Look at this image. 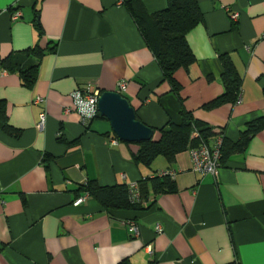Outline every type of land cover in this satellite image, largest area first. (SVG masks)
I'll list each match as a JSON object with an SVG mask.
<instances>
[{
  "label": "crops",
  "instance_id": "obj_1",
  "mask_svg": "<svg viewBox=\"0 0 264 264\" xmlns=\"http://www.w3.org/2000/svg\"><path fill=\"white\" fill-rule=\"evenodd\" d=\"M128 1L0 0V102L14 130L0 118V264H264V130L228 156L216 179L194 171L189 150L138 164L137 143L121 141L108 119L84 124L74 110V92L99 88L122 93L153 129L181 121L179 96L163 81ZM198 3L203 21L187 34L196 61L176 72L179 95L215 138L237 141L264 115V0ZM140 5L152 14L167 0ZM36 47L42 57L28 53ZM225 53L243 79L240 103L207 108L225 90ZM7 57L19 67L6 69ZM34 64L28 86L19 69ZM164 171L175 172V190L151 192L139 208L107 210L81 190L89 180L139 183Z\"/></svg>",
  "mask_w": 264,
  "mask_h": 264
},
{
  "label": "trees",
  "instance_id": "obj_2",
  "mask_svg": "<svg viewBox=\"0 0 264 264\" xmlns=\"http://www.w3.org/2000/svg\"><path fill=\"white\" fill-rule=\"evenodd\" d=\"M140 3L141 0H129L127 2L128 10L156 57L163 74V81L170 84L171 90L179 96L181 103V121L179 123L169 120L163 127L154 129L159 134L158 138L137 143L139 150L134 156L135 161L138 164L150 166L159 156H164L169 161H173L180 152L202 144L210 145L217 139L215 138L217 134L211 127L195 119L193 114L183 107L179 95L182 86L176 78L178 70H188L196 61L195 54L187 40V34L203 21V12L198 0H167V6L164 9L152 14L147 12ZM36 14V25L41 30L38 10ZM28 53L42 57L45 50L36 47L31 48ZM220 60L223 66L222 77L225 90L222 95L206 104L207 108H215L225 103L234 104L239 99L242 91L243 79L237 71L231 56L228 53L221 54ZM2 65L8 70L12 67H19L15 58L12 57L3 59ZM38 68L39 64H34L28 68L19 69L26 85L32 86L35 84ZM102 92L104 91L101 90ZM97 117L106 119L100 113ZM0 118L3 121L4 129L13 132L14 130L7 121L5 104L2 102H0ZM263 130L264 115L249 121L237 141H231L224 135H220L223 136L221 146L222 165L232 152L244 151L250 140ZM113 134L116 136L114 132ZM138 184L144 201L149 198L151 192L155 194L172 192L176 187L173 176L169 174H156L153 177L143 178ZM81 190L93 196L107 210L132 209L139 208L142 205V202H130L128 184L101 186L96 180H89L81 185ZM231 264L241 263L236 260Z\"/></svg>",
  "mask_w": 264,
  "mask_h": 264
},
{
  "label": "built area",
  "instance_id": "obj_3",
  "mask_svg": "<svg viewBox=\"0 0 264 264\" xmlns=\"http://www.w3.org/2000/svg\"><path fill=\"white\" fill-rule=\"evenodd\" d=\"M227 11L230 12L229 8H226ZM20 13L13 14L14 19H18L20 17ZM239 12H230V16L233 20H238ZM119 87L121 91H125L127 84L126 82L122 81L119 83ZM101 95V90L99 88H90L88 90H77L72 94L73 96V108L81 117V120L84 124H89L93 121L99 112V97ZM37 102H44L43 98H37ZM240 103V100L237 102ZM47 112H41L39 116V127L43 126L46 122ZM119 139L115 138L113 143H119ZM223 144V136H218L217 139L210 145L202 144L198 147L189 149L190 155L193 161V169L194 171L200 173L201 175H211L214 178H218L220 175V170L222 167L221 163V146ZM169 174L174 177L175 172L171 171H164L159 173V175ZM129 188V200L131 203H139L144 202L138 182H132L128 184ZM85 197H81L76 201V204L83 202ZM130 228L133 235L139 234V228L135 222H130ZM162 228L159 226L158 231H161ZM149 252L152 253L153 250L150 246H148Z\"/></svg>",
  "mask_w": 264,
  "mask_h": 264
},
{
  "label": "water",
  "instance_id": "obj_4",
  "mask_svg": "<svg viewBox=\"0 0 264 264\" xmlns=\"http://www.w3.org/2000/svg\"><path fill=\"white\" fill-rule=\"evenodd\" d=\"M98 106L100 115L109 120L121 141L139 143L154 138L155 130L137 118L135 108L120 92H102Z\"/></svg>",
  "mask_w": 264,
  "mask_h": 264
},
{
  "label": "rangeland",
  "instance_id": "obj_5",
  "mask_svg": "<svg viewBox=\"0 0 264 264\" xmlns=\"http://www.w3.org/2000/svg\"><path fill=\"white\" fill-rule=\"evenodd\" d=\"M110 123V122H109ZM110 126H111V124H110Z\"/></svg>",
  "mask_w": 264,
  "mask_h": 264
}]
</instances>
